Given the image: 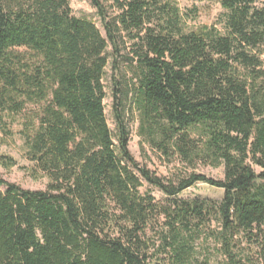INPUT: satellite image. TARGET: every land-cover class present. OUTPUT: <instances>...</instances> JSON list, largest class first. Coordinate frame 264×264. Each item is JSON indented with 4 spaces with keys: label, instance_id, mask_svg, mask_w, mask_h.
Returning <instances> with one entry per match:
<instances>
[{
    "label": "trees",
    "instance_id": "1",
    "mask_svg": "<svg viewBox=\"0 0 264 264\" xmlns=\"http://www.w3.org/2000/svg\"><path fill=\"white\" fill-rule=\"evenodd\" d=\"M88 1L104 34L68 0H0V133L11 138L16 125L30 177L46 179L31 191L0 178V264H209L193 243L212 221L224 264H264V3ZM180 1L218 4L221 29L189 28L197 9L183 13ZM124 100L141 147L222 167L223 179H164L136 162ZM197 184L222 200L179 199Z\"/></svg>",
    "mask_w": 264,
    "mask_h": 264
},
{
    "label": "rangeland",
    "instance_id": "2",
    "mask_svg": "<svg viewBox=\"0 0 264 264\" xmlns=\"http://www.w3.org/2000/svg\"><path fill=\"white\" fill-rule=\"evenodd\" d=\"M69 6L71 8L73 16L81 19L91 20L95 23L97 28L102 34H104L99 19L96 15V10L92 7L88 0H68ZM264 0H258V4H263ZM179 8L183 13L188 12L191 8L197 9V18L195 20H188L187 25L191 29L198 28L202 25L215 26L221 29V26L217 23L219 16L223 13L220 6L213 2H191V1H180ZM121 74L128 81L127 70L124 66L121 69ZM117 77V76H115ZM118 78V77H117ZM103 85L106 93V98L104 100V113L106 117L107 124L112 132L115 131V121H114V106L115 101L113 98V76L111 73V68L108 66L105 70V76L103 79ZM131 102L129 100L123 101V106H119V109L123 107L125 110V119L130 131V142L128 145L129 152L131 156L140 165L146 166L149 170L155 173L157 176L164 179H172L180 173L195 172L203 174L214 180L223 179V169L213 168L209 165L202 163H197L193 166L181 163L176 157L167 160L159 153L152 151L148 146L143 145L141 147L140 139L137 137L138 120L137 115L130 108ZM13 136L11 138H4L0 133V159L11 158L16 162V166L11 168H6L1 164L0 161V178L3 180L19 185L23 189L36 191L43 190L45 188L46 179L34 180L29 175V170L32 165L25 159L23 152V143L19 138L17 131L18 127L16 125L12 126ZM260 172V169H255ZM141 192H150L154 197L155 201L159 205H165V196L155 188L143 184ZM224 191L210 187L206 184H197L192 188L187 189L182 194L179 195V199L191 200L199 198L201 200H210L219 202L222 200ZM201 237L195 240L193 243V248L196 251L195 257L199 260H207L209 264H224L225 258L220 250V245L215 241V236L210 234H217L219 231V226L217 222L212 221L210 224L204 228ZM160 230L148 233V235L154 239L157 244V236ZM248 244L246 241L241 244V248L247 249ZM250 252L244 250L247 253H253L254 257L256 248L250 246ZM162 257V256H161ZM164 259V258H162ZM167 261H165V264ZM155 261L150 264H154ZM164 264L159 261V264Z\"/></svg>",
    "mask_w": 264,
    "mask_h": 264
}]
</instances>
